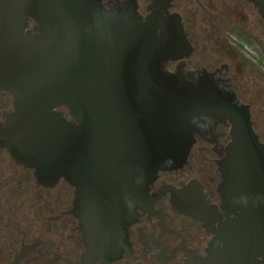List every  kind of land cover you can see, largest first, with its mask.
<instances>
[{
  "label": "water",
  "instance_id": "95a60500",
  "mask_svg": "<svg viewBox=\"0 0 264 264\" xmlns=\"http://www.w3.org/2000/svg\"><path fill=\"white\" fill-rule=\"evenodd\" d=\"M186 50L179 17L165 10L0 0V91L14 97L0 147L40 182L74 187L75 214L102 252L117 251L159 173L187 162L195 135L228 121L232 200L264 219V144L249 108L207 72L168 71ZM221 247L217 237L207 264H238Z\"/></svg>",
  "mask_w": 264,
  "mask_h": 264
},
{
  "label": "flooded vegetation",
  "instance_id": "af4514ba",
  "mask_svg": "<svg viewBox=\"0 0 264 264\" xmlns=\"http://www.w3.org/2000/svg\"><path fill=\"white\" fill-rule=\"evenodd\" d=\"M98 1L106 10L135 5L143 17L156 10L179 17L190 50L166 69L212 75L248 106L264 144V0ZM26 22L33 32L35 21ZM13 111L14 97L0 91V122ZM232 141L229 121L196 134L187 162L159 173L115 252L88 241L74 187L40 182L0 147V264H207L217 237L238 264H264V219L258 209L244 217L232 200Z\"/></svg>",
  "mask_w": 264,
  "mask_h": 264
}]
</instances>
